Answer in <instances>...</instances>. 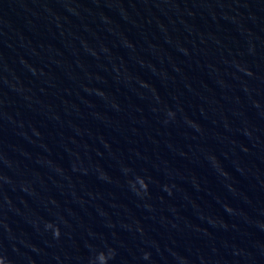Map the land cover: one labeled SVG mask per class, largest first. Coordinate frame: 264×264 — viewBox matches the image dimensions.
Masks as SVG:
<instances>
[{
    "label": "water",
    "instance_id": "95a60500",
    "mask_svg": "<svg viewBox=\"0 0 264 264\" xmlns=\"http://www.w3.org/2000/svg\"><path fill=\"white\" fill-rule=\"evenodd\" d=\"M0 264H264V0H0Z\"/></svg>",
    "mask_w": 264,
    "mask_h": 264
}]
</instances>
